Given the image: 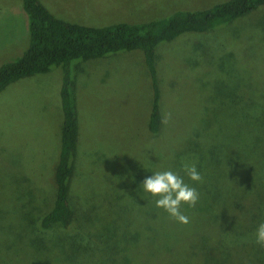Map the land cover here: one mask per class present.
Listing matches in <instances>:
<instances>
[{
	"label": "rangeland",
	"instance_id": "1",
	"mask_svg": "<svg viewBox=\"0 0 264 264\" xmlns=\"http://www.w3.org/2000/svg\"><path fill=\"white\" fill-rule=\"evenodd\" d=\"M226 0H41L67 22L139 23ZM23 0H0V65L29 46ZM79 143L68 228L44 229L56 197L64 69L20 78L0 92V264H171L160 228L173 230L141 185L152 172L194 162L203 182L189 217L227 224L239 202L264 208V136L251 106L264 104V9L204 32H185L156 48L160 111L149 130L153 86L144 53L119 51L74 60ZM251 209V207H247ZM230 215V216H227ZM238 219V218H237ZM165 250V249H164Z\"/></svg>",
	"mask_w": 264,
	"mask_h": 264
},
{
	"label": "trees",
	"instance_id": "2",
	"mask_svg": "<svg viewBox=\"0 0 264 264\" xmlns=\"http://www.w3.org/2000/svg\"><path fill=\"white\" fill-rule=\"evenodd\" d=\"M23 5L29 18V46L17 58L0 65V92L20 78L46 73L54 66L64 69L61 89L64 121L61 151L55 170L56 197L51 210L41 220L42 227L49 229L55 225L68 228L76 218V211L70 201L72 179L76 173L79 119L71 63L123 50H142L153 86L149 130L156 133L162 124L156 48L185 32L213 30L255 9H264V0H226L209 8L177 10L166 17L150 21H123L104 26L67 22L56 17L41 0H23ZM251 109L254 127L264 136V104L254 102ZM239 203L238 212L231 215L240 216L227 224H222L224 220L219 222V218L224 219L226 216L191 217L187 225L171 218L174 231L166 236V228H160L159 248L167 252V262L264 264V248L254 243L255 228L264 220V208L261 205L253 207V204L244 206L242 202Z\"/></svg>",
	"mask_w": 264,
	"mask_h": 264
},
{
	"label": "clouds",
	"instance_id": "3",
	"mask_svg": "<svg viewBox=\"0 0 264 264\" xmlns=\"http://www.w3.org/2000/svg\"><path fill=\"white\" fill-rule=\"evenodd\" d=\"M171 114H165L162 123H167ZM182 176L180 172L171 169L152 172V175L146 176L142 182L144 191L154 197L157 208L163 209L169 216L180 224L187 225L190 219L181 211V205L187 204L195 207L200 199V193L197 188L185 182V176L194 182H203V176L197 170L194 162L184 161L181 165ZM254 243L264 248V220L259 222L254 232Z\"/></svg>",
	"mask_w": 264,
	"mask_h": 264
},
{
	"label": "crops",
	"instance_id": "4",
	"mask_svg": "<svg viewBox=\"0 0 264 264\" xmlns=\"http://www.w3.org/2000/svg\"><path fill=\"white\" fill-rule=\"evenodd\" d=\"M68 2H70V0H67Z\"/></svg>",
	"mask_w": 264,
	"mask_h": 264
}]
</instances>
